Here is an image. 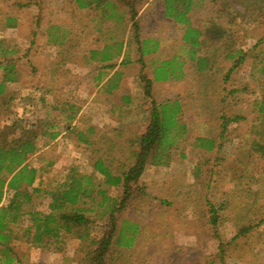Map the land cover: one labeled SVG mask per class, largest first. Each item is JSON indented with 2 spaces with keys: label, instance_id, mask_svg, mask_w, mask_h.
Listing matches in <instances>:
<instances>
[{
  "label": "rangeland",
  "instance_id": "374dc122",
  "mask_svg": "<svg viewBox=\"0 0 264 264\" xmlns=\"http://www.w3.org/2000/svg\"><path fill=\"white\" fill-rule=\"evenodd\" d=\"M234 1L196 0L190 13L194 24L203 30L204 42L196 55L208 56L211 68L199 69L187 57V48L178 45L182 32L178 34L177 29L167 30L164 26L160 35L168 38L164 56L166 50L172 51V44L174 52L186 56L183 76L155 80V61L137 59V45L133 43L129 47L131 61L123 70L124 88L109 97L97 91L91 82L81 84L86 71L77 73L71 62L62 63V57L44 49L46 27L52 23H72V0H0V39L3 46L15 45L20 50L15 54L19 81L9 85L12 101L0 105V126L21 119L18 128H30L46 115L37 101L25 99L30 88L45 80L57 91L59 107L71 95L85 105L73 123L63 122L57 139H40L39 150L28 157L29 164L39 169L35 186L41 178L42 193L39 197L34 194L31 205L25 206L26 211L48 212L50 198L44 190L62 182L72 166L102 181V175L93 168L99 156L108 155L114 173L133 163L130 153L138 147L132 142L144 132L152 102L178 98L182 104L181 121L187 123L186 132L171 148V162L149 165L140 177L141 190L117 211L123 219L137 222L139 230L136 242L131 247L112 250L108 263L264 264V115L257 106L264 95V9H257L254 4L247 12L250 15L232 19ZM135 2L139 11L141 4ZM8 15L18 17L16 26L5 25ZM144 16L143 20L136 17L139 24L161 20L159 16ZM131 24L128 21L127 25ZM220 25L229 31L221 38L215 36ZM135 34L132 30L130 35L136 39L139 32ZM259 39L263 42L255 46ZM238 48H243L247 55L225 80L226 72L238 59L228 54H234ZM95 69L92 75L96 74ZM145 75L154 81L150 96L144 91ZM87 86L91 87L89 91ZM127 94L131 96L129 102L122 99ZM222 114L227 119H240L230 122L224 131ZM54 117L56 121L62 120ZM76 121L79 126L73 131ZM90 124L95 127L90 143L79 140L78 128L86 130ZM201 136L215 139L212 150L196 145ZM101 188L112 198H120L124 193L121 186L102 184ZM4 196L3 202L7 203L11 192ZM212 207L219 215L217 224L211 223ZM102 211L99 208L98 213L91 212L90 236L80 239L83 227L80 232L63 230L58 241L46 246L29 241L25 229L30 220L25 214L11 225L15 238L9 244L18 264H83L81 258L93 248L92 238L103 234V225L111 214L110 209L104 214ZM244 227L251 229L241 232Z\"/></svg>",
  "mask_w": 264,
  "mask_h": 264
},
{
  "label": "trees",
  "instance_id": "16d2710c",
  "mask_svg": "<svg viewBox=\"0 0 264 264\" xmlns=\"http://www.w3.org/2000/svg\"><path fill=\"white\" fill-rule=\"evenodd\" d=\"M77 1L83 3L82 0ZM112 1L108 0V5H114ZM120 1L122 7L127 8L128 20L132 23L130 31L134 30L137 34L140 24L138 23L139 19L136 18L138 11L135 0ZM235 1L233 10L236 14H233L232 19L237 15H250L247 12L254 4L257 5V9H264V0ZM196 3V0H164L165 14L184 25L183 39L191 45L190 59L197 63L199 69H209L211 61L208 56L196 55L204 42L202 28L196 26L190 16ZM17 22L18 17L14 15H8L5 19L7 26H16ZM217 29L218 33L215 36L219 38L229 32L221 25ZM50 35L56 37L57 33L53 31L50 32ZM134 38L135 36L131 37L128 43L138 40L139 36H136L137 39ZM261 42L263 39H259L255 46ZM3 43L4 41L0 39V105L2 106L7 105L13 99L8 83L18 82L20 76L18 59L15 55L19 53V48H16L15 45L3 46ZM118 49H122V44L118 46ZM104 55L109 56L108 54ZM246 55L247 52L243 48H238L234 54H228V57L233 59L237 56L238 59L226 72L225 80L229 78L234 68L244 61ZM130 61V57L127 55L121 63L125 65ZM262 62H264V58ZM103 66L114 68L115 63L106 62ZM34 70L35 68H33ZM262 71H264V67ZM122 75V72L116 71L115 75L109 78L105 84L108 92H112L114 87H118L119 82L116 76ZM182 76V62L178 60H166L160 66L155 67V80ZM143 78L145 94L150 96L154 81L146 75ZM123 98L129 102L131 96L124 95ZM25 99L37 101L40 96L36 90H30L25 94ZM257 106L259 113L264 115V95ZM72 108L74 106L68 101L61 103L60 108L57 109L62 114L60 121H56L50 112L32 123L30 128H27L26 125L23 128H18V125L23 122L21 119H16L12 125L0 126V264H18L12 253L13 248L9 244L15 238L11 225L19 222L25 214L28 213L30 220L25 229L29 241L37 246H46L50 242L58 241L63 230L71 233L77 230L80 232L83 227L84 232L79 236L80 239L90 236L88 230L93 221L91 212L98 213L99 208L103 209V214L110 209L111 214L103 225V234L99 238H92L93 248L81 258V262L83 264H109L107 256L111 251L117 247H131L136 242L139 230L137 222L123 219L120 213L117 214V211L126 205L130 196L141 190L139 188L140 177L149 165H168L171 162V148L185 134L187 128V123L181 121L182 104L178 98L174 100L168 98L167 101L159 103L153 101L150 119L144 132L132 142V145L136 144L138 147L132 149L130 153L134 158L133 163L123 165L121 171L114 173L108 155L106 157L99 156L93 162V168L102 175V181L97 179L94 174L81 172L79 167L72 166L62 182L44 190L50 198L48 212L37 209L26 211L25 206L31 205L34 194L39 197L42 193V189L39 187L42 183L41 178L39 185L35 186V182L39 178V169L29 164L28 157L39 150L40 139L55 140L59 137L63 122L66 123V120L70 122L72 118L74 113ZM221 118L225 120L223 130L226 131L227 125L240 119V116L227 119L226 114H222ZM76 128L77 126H74L71 130L76 131ZM94 130V126H89L86 132L77 131L78 139L90 143V137ZM195 143L197 146L212 150L215 146V139L201 136ZM257 146L258 144H256V149ZM261 148L258 147V149ZM102 184L121 186L124 191L123 196L120 198L109 197L107 190L101 188ZM7 192H11V196L5 203L3 202L6 198L4 195ZM218 217L217 210L212 207L211 223L217 224ZM250 229L251 227H244L241 232Z\"/></svg>",
  "mask_w": 264,
  "mask_h": 264
},
{
  "label": "crops",
  "instance_id": "0c3cea01",
  "mask_svg": "<svg viewBox=\"0 0 264 264\" xmlns=\"http://www.w3.org/2000/svg\"><path fill=\"white\" fill-rule=\"evenodd\" d=\"M82 1L83 3L72 0V23H52L45 28L46 47L44 48L46 51L55 52L56 55L62 57V63L71 62L72 65L76 67L75 70L77 73L86 71L85 74L87 76H85V81H80L81 84L87 83L86 85H91L89 83L91 82L96 86L95 88L98 89L97 91L104 92L109 95V97L119 94L118 92L124 88L126 78V74H124L123 71L125 65L121 62L129 55L130 52L128 50L133 43L137 45L136 51L139 55L137 59H146L147 61L153 60L155 61V67L160 66L161 63L166 60H178L182 62L183 65L186 56L184 57L179 51L174 52V44H172L171 47L172 51L169 53L166 50V55L164 56V49L167 45L166 40H168V38H161L160 36L162 35L161 30L164 26H166L167 30L177 29L178 34L182 32L181 40L178 45L187 48L188 52L186 53L185 49L183 52L187 54L189 59L191 58V45L183 39L184 25L166 16L164 0H138L141 4L138 17H141L143 20L145 17L144 15L148 14L150 15L149 17L159 16L161 20L152 19L146 22L142 21L140 23V30L138 31V40H136V42L133 40L129 43L128 41L132 37L130 35L131 31H129L131 26L127 25L129 21L127 8L124 6L122 7L120 0H113L112 2L114 5L112 6L108 5V0ZM160 12L164 14L161 16ZM53 31H56V37L50 35V32L52 33ZM120 44H122L121 50L118 49ZM145 50L148 52L145 53ZM104 54H108L109 56L106 57ZM106 62L115 63V67H104L103 65L106 64ZM96 67V74L92 75V69L94 71ZM116 71L122 72L123 75L116 76L119 82L118 87H114L112 92H108L105 84L111 76L115 75ZM14 83L16 82L8 83V88L10 89L9 85ZM87 87L89 91L91 87ZM30 89L36 90V93L40 96V99H37L40 109H45L47 114L54 110L52 116L54 115L57 118L61 117L62 114L60 111L56 112V110L60 108L57 105L59 97L55 95L57 91L51 84H48L45 80L39 86ZM66 101L74 106V108H72L74 113L70 119V123H73L75 117L83 113L85 105L81 101L77 102L72 95ZM73 125L79 126L77 121ZM89 126H91V124ZM87 129L81 130L78 128V131L86 132Z\"/></svg>",
  "mask_w": 264,
  "mask_h": 264
}]
</instances>
